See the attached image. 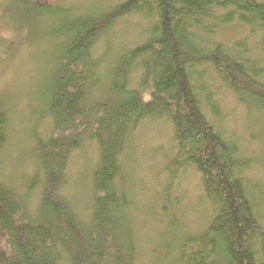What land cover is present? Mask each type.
Returning a JSON list of instances; mask_svg holds the SVG:
<instances>
[{
    "label": "trees",
    "instance_id": "obj_1",
    "mask_svg": "<svg viewBox=\"0 0 264 264\" xmlns=\"http://www.w3.org/2000/svg\"><path fill=\"white\" fill-rule=\"evenodd\" d=\"M23 3L31 17L53 16L60 28L50 39L51 56H38L46 73L40 78L36 68L33 96L25 99L35 108H26L32 128L25 131L29 148L22 167L34 170V178L21 181L24 194L4 183L2 156L12 125L8 102L0 99V264H139L137 206L124 168L131 150L137 153L132 141L146 122L158 135L171 131L175 156L159 174L194 172L204 197L201 231L185 236L169 212L166 221L153 223L182 236L179 255H173L178 260L170 264H264V190L249 178L256 163L223 130L213 101L214 89L231 94L264 132V0H125L97 15L50 11L47 0ZM136 16L147 28L141 45L112 51L108 37ZM236 24L247 34L225 43L220 33ZM255 32L257 55L248 46ZM19 43L0 40V48L17 49ZM97 45L106 46L104 57H95ZM42 125L50 126L43 138ZM88 146L97 161L91 206L82 212L64 192L72 157L83 160ZM163 200L168 206L169 198Z\"/></svg>",
    "mask_w": 264,
    "mask_h": 264
},
{
    "label": "rangeland",
    "instance_id": "obj_2",
    "mask_svg": "<svg viewBox=\"0 0 264 264\" xmlns=\"http://www.w3.org/2000/svg\"><path fill=\"white\" fill-rule=\"evenodd\" d=\"M47 1L49 3L47 8H50V11L62 8L72 9L71 11L74 13L78 11V14L81 15H97L98 11L107 12L125 0ZM27 6L23 0H0V40L21 42L17 49L14 48V45L10 49L9 46L4 47L6 50L0 48V99L2 98L3 103L8 102L4 109L9 114L12 125L9 132V142L4 148V155L2 156L5 167H7L6 176L8 175V178L5 179H8L9 183L3 182L22 194L25 193V190L21 187V181L34 178V170H25V167H22L24 166L23 161L26 162L29 148L26 132L31 131L32 128V122H29L31 121V112H26V108L30 110L35 108L30 101L26 104L25 99L33 96L31 83L36 68L40 78L46 73L45 59L40 63L38 56H51L53 46L50 39L55 36L54 30L58 27L53 16L48 18L49 15L41 14V17H31ZM74 13L73 15H75ZM121 24L122 26L115 28L110 38L107 39L110 41L108 44L111 46V50L116 53L141 45L147 32L146 23L137 16L129 18ZM247 32L248 29L236 24V26H230L222 31L220 37L225 43L231 44L234 41L244 39L243 37ZM257 37L258 33L255 32L248 40V46L254 55H257V52L254 51L259 41ZM28 40L38 43L40 47L35 49L27 45L28 43L25 41ZM105 47L97 45L95 57H104ZM35 55L37 56L35 57ZM43 65H45V69L42 68ZM213 91L215 95L213 101L219 106L221 122L224 119L223 130L233 134L232 136H235L239 141L244 155L256 163V168H252L253 172L249 174V178L253 184L261 186L264 190V132H260L258 121L254 123L250 118V113H246L231 94H222L217 89ZM14 118L15 120L16 118L21 119L19 122H14ZM161 130L162 134L158 135L156 128L150 122L140 126L137 136L132 141V144L136 146L137 153L131 150L133 157L131 156V160L129 159L124 168L125 175L130 179V188L133 194L129 195L137 206L138 215L134 218V234L138 237L142 258L144 250H149L148 256H146L148 262L145 263L141 258L139 264H170V261L177 262L178 260V258H173L176 252L179 255L182 243L179 242L182 236L179 235L178 229L166 227L160 230L164 226L161 225L156 229L157 224L155 225L156 228L153 225V223L166 221L164 213L174 214L175 219L180 224V231L185 236L201 231V221L205 220V214L199 208L201 198L204 197L198 176L189 170L178 172L175 176L159 174V171L165 172L163 166L167 164V160H171L175 156L172 152L171 131L168 133V131ZM49 131L50 126L42 125L38 134L43 138L48 136ZM154 131L156 138L152 139V132ZM13 134H15L13 137L15 140L11 144ZM173 147L175 148V145ZM161 157L167 159L162 161ZM96 161L95 150L88 146L85 149L83 160L76 159L75 156L72 157L67 169L69 186L68 192H64V194L77 206L83 208L81 209L82 212L84 208L91 206L93 197L92 172ZM23 184L25 183L23 182ZM127 186L129 189L128 184ZM165 194L168 195L164 196ZM163 198H169L168 206H166ZM38 200L39 198H37V202ZM157 201L159 203H156ZM35 204L36 200L33 197L30 203L31 210L36 207ZM197 208L200 209V212ZM195 212H199L201 215L198 221L196 216L199 215ZM82 215L84 216L83 213ZM208 216L206 215V218ZM259 216L264 218V204L260 206ZM138 219L140 221L136 222ZM155 219L161 221H155Z\"/></svg>",
    "mask_w": 264,
    "mask_h": 264
}]
</instances>
